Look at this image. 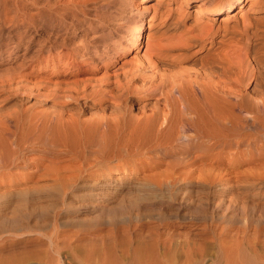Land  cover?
Instances as JSON below:
<instances>
[{"label": "bare ground", "instance_id": "bare-ground-1", "mask_svg": "<svg viewBox=\"0 0 264 264\" xmlns=\"http://www.w3.org/2000/svg\"><path fill=\"white\" fill-rule=\"evenodd\" d=\"M110 1L116 18L70 39L53 32L37 63L14 67L10 52L0 63V264H196L188 255L196 238L181 239L160 212L165 193L198 182L223 190L222 173L264 169V0H245L244 9V0H181L180 8L193 6L191 20L157 0L159 22L143 53L115 72L109 66L142 44L144 11L133 12V0ZM10 3L0 0V22H15L19 8L34 18ZM86 5L45 0L38 13L68 18L66 9ZM77 200L105 235L45 236L61 206ZM215 206L200 218H213ZM152 217L163 228L145 225ZM159 248L183 249L185 259L163 262Z\"/></svg>", "mask_w": 264, "mask_h": 264}, {"label": "rangeland", "instance_id": "rangeland-1", "mask_svg": "<svg viewBox=\"0 0 264 264\" xmlns=\"http://www.w3.org/2000/svg\"><path fill=\"white\" fill-rule=\"evenodd\" d=\"M8 1L9 3L11 2V6L9 7L11 9L15 7L14 4L18 3L16 7L17 5L18 7L23 6V9L26 8V10L35 13L34 18L28 19L24 12L19 11V8V10H17V21L15 20V22L13 21L11 24L0 22V63L2 62L5 64V59L7 58L6 54L10 52L11 56L16 58V60H13L16 63L12 62L14 67H25L40 61L42 58L41 54L45 52V49L50 44L53 32L59 31L58 34H62L70 39V37L74 36L73 33L71 34V31L78 32L87 27L92 28V23L98 22L97 20L100 18L108 21L113 20L116 18L114 16H116V10L118 8V5L110 0L108 1L112 2V4L108 3V8L99 7L101 3L107 2V0H86L87 7L84 9H77L76 7L66 9L70 12L68 18L58 13H53L52 15L46 14L47 17H44L39 15L38 12L42 8L45 9V0ZM156 1L157 0L132 1L133 12L137 10L144 11V14L141 16L142 28L139 37L142 44L139 45V49L122 53L119 62L109 66V71L115 72L116 70H120L119 68L121 67L127 69L136 63V52L139 51L140 54L143 53L148 29L150 33L153 32L159 22V17L154 13ZM169 1V7L171 9L176 12L177 10L178 12H184L183 14L187 15V18L191 20L193 6L189 5L180 8L181 0ZM247 5L248 3L244 0L242 2V9ZM240 9L241 7L236 8L234 13L239 15ZM226 13V10H224L222 14L215 16L217 23L227 16ZM149 21L150 28H147ZM99 31H101V29ZM107 38L108 37L105 35L104 40L99 42H107ZM74 41H76V43L80 42L78 38ZM99 42L98 45L101 46L102 43ZM102 73L103 70L97 73V75L100 76ZM139 97H141V95H139ZM5 107H7V109L13 108V102H8ZM138 112V109L133 110L134 115ZM224 173H222L223 177H221V179L223 180H221L220 183L228 182V185L230 184L233 186L231 189L227 187L228 185H225L226 187L223 188V190H219L217 189L218 187L205 185L198 181L199 184L196 183L187 186L180 184L179 186H173L169 188L170 191L168 189L171 196L169 193H165V196L171 199H167V203L164 204L162 206L163 209L159 211L165 213L166 219L170 216V220L168 219L167 221H171L172 228L176 230H174L176 233L178 232L177 234L181 236V239L188 238L189 240L190 238L192 240H189V242H193L194 238H196L194 242L196 241L199 243V247H197L198 244L195 242L194 246L190 249L188 254L190 262L194 263V261H196V264H227L229 261L230 264H264V169L240 167L232 172ZM206 201L212 202L213 205L216 204L214 207L216 213L213 218L202 219L200 218L202 213L207 214L210 212V208L213 207L211 203H209L208 207H205ZM72 204L73 205L66 204L61 206V211H58L59 217H57V222L49 221L45 229V236L50 235L52 232L54 235L56 230L60 229L65 233L68 231L72 233L70 231L77 229L78 232H75L81 237H90L91 235L90 238H93V234L96 233L94 238L98 240L105 235V232H101L103 235L101 233L97 235L99 231L98 228H96L98 219L95 218L96 212L88 209L81 210L83 204L81 200H77ZM78 208L81 210L80 212H78ZM159 211L154 210L151 215L156 217ZM173 212L177 213L175 218ZM188 218L192 219V221L188 220ZM144 223L150 226L161 225L158 226L159 229L163 228V224H160L159 221L153 217L151 219H145ZM64 225L67 227H64ZM76 225H80L78 227L81 228V231H79ZM82 225L84 228L81 227ZM214 225L215 229H217L218 232L220 231V235H217V237H214ZM86 227L88 230H86ZM119 229L121 228L119 227ZM145 234H147L146 228H144L142 235L144 236ZM45 236L42 237L44 241L46 240ZM78 242L79 241L74 242V245L79 244ZM45 247L44 248L47 249L46 245ZM163 250L164 249L161 250L160 248L158 250L159 258H162L163 262L168 263L170 259H173L176 263H180L185 259L186 253L183 249L175 248L171 251ZM62 254H66L65 249H63ZM0 257H6V255ZM28 264H41V262L35 261Z\"/></svg>", "mask_w": 264, "mask_h": 264}]
</instances>
